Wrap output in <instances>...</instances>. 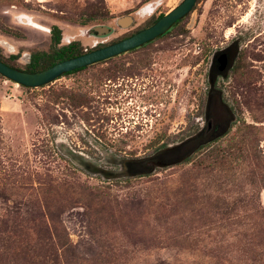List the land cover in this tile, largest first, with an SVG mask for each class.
Returning a JSON list of instances; mask_svg holds the SVG:
<instances>
[{"label": "rangeland", "instance_id": "374dc122", "mask_svg": "<svg viewBox=\"0 0 264 264\" xmlns=\"http://www.w3.org/2000/svg\"><path fill=\"white\" fill-rule=\"evenodd\" d=\"M180 1L0 0V55L25 69L52 52V26L87 50L89 29L107 25L110 44ZM224 51L232 65L213 75ZM212 89L228 134L157 163L203 128ZM134 159L147 175H130ZM97 262L264 264V0H197L163 37L42 88L0 76V264Z\"/></svg>", "mask_w": 264, "mask_h": 264}, {"label": "water", "instance_id": "95a60500", "mask_svg": "<svg viewBox=\"0 0 264 264\" xmlns=\"http://www.w3.org/2000/svg\"><path fill=\"white\" fill-rule=\"evenodd\" d=\"M196 1L197 0H182V2H180V4H178L173 10L157 20L149 28L108 46L59 62L48 69L36 73L19 71L0 61V76L24 88L34 89L46 86L65 73L97 64L153 41L167 32L168 29L178 20L189 14L195 6ZM22 22H25V20L22 19ZM130 22V18L125 17H121L117 20V24L122 28H125ZM90 32L92 34L97 33L98 36L103 37L110 35L112 29L103 25H98L92 27ZM216 65L219 71L225 69L227 65V57L224 53L217 57ZM63 154L66 155L74 165L90 174H93L97 170V167L84 157L82 158L78 155L67 152H63Z\"/></svg>", "mask_w": 264, "mask_h": 264}, {"label": "trees", "instance_id": "16d2710c", "mask_svg": "<svg viewBox=\"0 0 264 264\" xmlns=\"http://www.w3.org/2000/svg\"><path fill=\"white\" fill-rule=\"evenodd\" d=\"M50 33L52 42V52L37 53L32 55L31 62L26 66L25 69L21 70L15 65L10 64L6 60H4L1 55L0 61L6 64L7 66L19 71L36 73L48 69L59 62L68 60L81 54L79 43L77 42H72L71 44L66 46H59L61 42V30L57 26H52L50 29ZM224 54L227 57V65L225 69L223 71H219L215 60V63L213 62L211 67V73L213 75L225 74L226 71L231 67L232 61L229 59L228 51H224ZM83 69L85 68L65 73L60 77L71 75ZM230 120V113L227 109V105L222 101L220 92L216 91L215 89L210 90L207 95L205 122L203 128L189 140L172 147L170 150L163 149L161 150V152H158V154L155 156V161L163 165H175L188 160L192 155L198 153L205 147L210 146L211 144L225 137L229 132ZM147 163L149 162L147 161L146 164ZM146 164H144V160L141 159L131 160V162L128 164L130 175L132 177H144L145 175H147L149 167ZM54 228L55 233H57L58 229L56 227ZM57 236L59 237V235ZM63 247L64 245L62 246V248Z\"/></svg>", "mask_w": 264, "mask_h": 264}, {"label": "flooded vegetation", "instance_id": "af4514ba", "mask_svg": "<svg viewBox=\"0 0 264 264\" xmlns=\"http://www.w3.org/2000/svg\"><path fill=\"white\" fill-rule=\"evenodd\" d=\"M180 2H182V0L180 1ZM180 2H179V4H180ZM150 5V4H149ZM155 6V5H154ZM154 6H153V8H154ZM177 6V5H176ZM175 6V7H176ZM146 7V6H145ZM144 7V8H145ZM174 7V8H175ZM174 8H172V9H170V10H168V11H166V12H163V13H160V14H158L156 17H154V18H152V19H150L142 28H139V29H136V30H134V31H132V32H130V33H128V34H126V35H123L121 38H119V39H117L115 42H118V41H120V40H122V39H125V38H128V37H130V36H132V35H134V34H136V33H138V32H140V31H142V30H144V29H147V28H149L150 26H152L157 20H159L160 18H162L163 16H165V15H167L171 10H173ZM143 10V9H142ZM141 10V11H142ZM141 11L138 13L139 15H151L152 13H153V9H152V11L150 12V13H148V14H142L141 13ZM192 11V10H191ZM188 15V14H187ZM186 15V16H187ZM186 16H184L183 18H181L180 20H178L175 24H173L169 29H168V31L167 32H165L163 35H161V36H159V37H157L156 39H154V40H157V39H159L160 37H163L165 34H167V33H169V31H171L174 27H176ZM125 18H130V20H131V22L129 23V24H132L133 22H134V18L131 16V15H128V16H124ZM128 24V25H129ZM127 25V26H128ZM103 26H106V27H108V28H110V29H112V33L110 34V35H107V36H103V37H100V36H98L97 35V33H94V34H92L91 32H90V29L92 28H90L89 29V38H92V39H94V40H96V42H95V44H94V42H93V44H92V46L93 47H91L90 49H87V50H84L82 47H81V45H80V43L79 42H77V41H73L72 39H70V41H68V42H64L63 41V38L64 37H62V34H61V41H62V43H64L65 45H60L61 44V42H60V44H59V46H66V45H69V44H71L72 42H77V43H79V48H80V50H81V54H84V53H87V52H90V51H93V50H96V49H99V48H102V47H105V46H108V45H110V44H113V43H115V42H112V43H110V44H104L103 42H99L98 41V39H104V38H107V37H109V36H111V35H113L114 34V29L112 28V27H109V26H107V25H103ZM127 26L125 27V29L127 28ZM47 32H48V30H47ZM82 32V31H81ZM85 33H87L86 31H84V35H85ZM51 34V33H50ZM83 35V36H84ZM153 40V41H154ZM153 41H150V42H148V43H146V44H144V45H142V46H139V47H136V48H134V49H131V50H129V51H127V52H125V53H123V54H121V55H124V54H126V53H130V52H135V51H137V50H139V49H141L143 46H145V45H147V44H149V43H151V42H153ZM97 43V44H96ZM80 54V55H81ZM121 55H118V56H121ZM79 56V55H78ZM118 56H116V57H118ZM76 57V56H75ZM113 58H115V57H113ZM111 59V58H110ZM31 62V58H29L28 59V62H26V65H28L29 63ZM94 65V64H93ZM90 66H92V65H90ZM89 67V66H88ZM86 68V67H85ZM20 69V68H19ZM22 70V69H21Z\"/></svg>", "mask_w": 264, "mask_h": 264}, {"label": "bare ground", "instance_id": "6f19581e", "mask_svg": "<svg viewBox=\"0 0 264 264\" xmlns=\"http://www.w3.org/2000/svg\"><path fill=\"white\" fill-rule=\"evenodd\" d=\"M153 4L152 5H149L148 7H147V11L148 12H151L152 11V9L154 10V8H153ZM21 19H24L25 20V22H27L26 24H27V26L28 25H31V26H34V27H37V28H39V29H41V30H43V31H46L47 32V29H43V28H41L40 26H38L37 24H35L32 20H30L29 18L27 19L26 17H21ZM36 29V28H35ZM84 35L81 31H80V35ZM70 37H67V36H65L64 38H63V41L64 42H68V41H70ZM96 41V40H95ZM97 44V43H96Z\"/></svg>", "mask_w": 264, "mask_h": 264}]
</instances>
